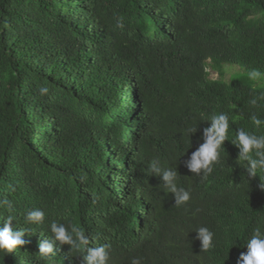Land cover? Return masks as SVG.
Returning <instances> with one entry per match:
<instances>
[{
  "label": "trees",
  "instance_id": "obj_1",
  "mask_svg": "<svg viewBox=\"0 0 264 264\" xmlns=\"http://www.w3.org/2000/svg\"><path fill=\"white\" fill-rule=\"evenodd\" d=\"M228 67L242 70L230 82ZM253 70L264 74V0H0V199L26 231L0 264H83L52 222L107 245V264H237L264 226L260 178L232 143L239 129L264 135ZM220 113L228 140L205 178L188 164ZM166 169L188 201L167 190ZM35 209L44 223L26 224ZM201 227L214 233L207 252ZM40 242L55 254L38 255Z\"/></svg>",
  "mask_w": 264,
  "mask_h": 264
},
{
  "label": "clouds",
  "instance_id": "obj_2",
  "mask_svg": "<svg viewBox=\"0 0 264 264\" xmlns=\"http://www.w3.org/2000/svg\"><path fill=\"white\" fill-rule=\"evenodd\" d=\"M251 80L262 82L264 86V74L258 70L248 73ZM42 91L46 92L47 89ZM264 98V97H262ZM256 104L255 100L251 102ZM252 123L260 128L264 126V120L257 118L255 115L251 117ZM210 127L204 131L205 143L192 155L188 168L193 173H199L201 170L205 172V178L208 177L213 167L220 159L223 151L222 145L228 140L229 118L226 114L220 113L212 115L208 118ZM195 127L187 130L185 135L194 133ZM239 148L237 163L246 170L248 177L260 178L259 188L264 190V135L257 136L249 132L239 129L236 132L235 140L232 141ZM151 171L157 175H161V169L151 164ZM259 173V175H258ZM177 172L171 169L163 170L162 181L167 186V190L175 193L178 204L189 200V192H184L182 188H178ZM0 208L8 211L4 227L0 229V255L11 254L20 250L25 245L23 239L26 231L24 229L13 230L12 223L16 220L13 212V204L7 199H0ZM25 223L29 225H41L45 221V213L40 209L28 210L24 217ZM50 231L53 238L60 245H69L70 251L84 252L82 256L83 264H107L109 254L107 245L91 247L89 237L84 231L77 227L66 226L63 223L52 222ZM198 239L201 241V251L207 252L214 247V233L206 227L197 229ZM247 251L242 252L237 260V264H264V226L258 225L253 230V234L246 243ZM55 245L47 242L38 244V255L47 258L54 253ZM131 264H141L139 258H133Z\"/></svg>",
  "mask_w": 264,
  "mask_h": 264
},
{
  "label": "rangeland",
  "instance_id": "obj_3",
  "mask_svg": "<svg viewBox=\"0 0 264 264\" xmlns=\"http://www.w3.org/2000/svg\"><path fill=\"white\" fill-rule=\"evenodd\" d=\"M210 72H211V78L212 79L217 80L220 78V76L217 72H214L213 70H210ZM240 72H242V70L238 67H234V68L228 67V71L226 72V77L224 79L226 81L230 82L232 79V76H234Z\"/></svg>",
  "mask_w": 264,
  "mask_h": 264
}]
</instances>
